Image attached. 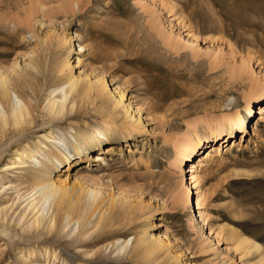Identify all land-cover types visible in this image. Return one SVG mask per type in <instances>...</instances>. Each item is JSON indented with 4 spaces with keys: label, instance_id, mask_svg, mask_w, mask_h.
<instances>
[{
    "label": "rangeland",
    "instance_id": "374dc122",
    "mask_svg": "<svg viewBox=\"0 0 264 264\" xmlns=\"http://www.w3.org/2000/svg\"><path fill=\"white\" fill-rule=\"evenodd\" d=\"M62 2L0 0L1 72L14 87L10 99L23 94L34 105L35 118V127L20 140L0 148V181L12 182L7 190L12 205L8 216L22 200L15 185L23 191L32 177L43 174L32 170L39 167L36 162L34 168L2 172L3 165L15 161L20 145L37 148L39 133L50 126L42 127L48 91L66 87L69 77H77L67 110L76 118L66 115L59 126L51 125L62 131L61 148L69 147L73 161L68 168L65 160L56 164L48 159V164H56L50 176L67 178L66 196L71 201L82 198V185L113 196L114 203L101 218L99 211L89 217L84 229L92 235L84 240L98 237L92 247L70 246L65 235L70 227L57 228L63 243L48 240L59 256L54 261L50 257V263L264 264V118L258 120L254 114L264 95L249 88L263 84L264 0H82L72 12L63 11ZM42 3L46 8L40 10ZM188 31L195 35L193 43ZM69 36L73 39L67 41ZM241 67L244 76L237 78L233 73ZM101 76L107 84L103 92L96 83ZM114 92L123 95L118 104ZM235 107L246 131H234L221 153L195 171L186 170L187 162L180 172L173 160L176 145L192 142L195 131L224 112L236 116ZM138 118L146 132L126 141L116 139L119 133L105 124L119 125L125 119L134 124ZM217 123L213 122L215 129ZM79 132L89 146L87 153H98L93 149L99 141L100 148L112 144L115 153L104 154L109 166L89 161V173L75 174L88 165L80 163L84 155L78 153ZM202 142L208 146L216 138ZM37 159L44 162L40 155ZM183 183L189 188V203ZM70 224L76 231L77 224ZM144 232L167 233V245L154 242L148 245L150 253L134 249ZM12 234H0V264H21L13 241L22 239ZM240 235L260 248L239 247ZM121 240L128 242L117 255L114 246ZM32 242L38 245L35 239ZM75 252L80 259L73 257ZM34 260L48 261L40 256Z\"/></svg>",
    "mask_w": 264,
    "mask_h": 264
},
{
    "label": "bare ground",
    "instance_id": "6f19581e",
    "mask_svg": "<svg viewBox=\"0 0 264 264\" xmlns=\"http://www.w3.org/2000/svg\"><path fill=\"white\" fill-rule=\"evenodd\" d=\"M81 3L82 0H63L61 9L63 11L72 12L73 6H76L78 9V7L81 6ZM38 6L40 10L42 8H46L43 3L39 4ZM233 20L236 23H238L239 21L235 16H233ZM187 34L191 38V43H193L195 41V35L190 31H188ZM71 37L72 36H69L66 40L69 41L73 39ZM78 48L80 50L83 49L80 44H78ZM242 69L243 67H241V69L237 71H234L233 75L237 78H242V76H244V72ZM76 81L77 77H69L68 85L66 87L61 85L51 88L48 91V95L45 99V104L43 105V116L46 118V120L42 124V127L45 125L50 126H47L48 128L46 131L39 133L38 138L42 140H37V148L29 144H26L24 146L20 145L19 148L15 150V154L18 155L16 156L15 161L5 163L2 168V172L10 171L14 168H25L27 166H33L34 168V166L38 163L39 167L32 170H34L35 173L43 174L41 176L37 175L32 177L31 184L23 191L19 188L18 185H15V189L17 194L19 195V199L22 200L20 204L11 211V214L9 216L8 212L10 211L12 205H9L11 199L7 190L10 189L12 182L8 179L7 181H0V234L3 236H10L14 235L12 233H16L15 236L18 237V239H22L13 241L16 251L15 254L21 261V264L36 263V261L34 260L36 256H40L45 260H48L43 264H53V261L56 260V258H58L59 256L55 253V249L52 248V244L50 242L54 241L59 244L63 243L60 241V239L62 238V234L56 232L57 228L62 229L64 227H70L65 234L67 237V243H70V246H76L79 249H82L84 246L92 247L94 244H96V240L98 239V237L91 238L90 240H84L87 236L92 235V231L89 234V229H84V227H86V224L88 225L87 222L89 220V217H91L94 212L99 211L102 212L99 216L101 218L106 211H110V209H112L113 207V196H104L100 191H95L93 189L87 188L84 189L82 185L79 186V189L81 191L79 197L82 198H77L75 201H71L66 196L69 190L67 178L52 179V177L50 176V169L56 167V164H61L62 160H65L66 166L68 168L73 161H71L70 159L71 157L69 153H71V150L69 149V147L66 146V151L61 148V145L63 144V142L61 141L62 131L57 127L53 128L51 125L59 126V121H61V119L66 115L69 118H76L74 114L67 113L69 103L71 102L70 98L68 99V93L74 88V86L76 87ZM262 82V85H257L254 83L250 85V91L252 90V93L254 91V93L264 95V74ZM96 83L99 85L100 91L103 92L107 90V84L102 76L96 80ZM11 89L13 90L14 87L12 86V83L8 78V74L4 73V71L1 72L0 67V148L12 139H15V141L20 140L24 136V134L28 133L32 128L35 127V118L32 116L34 105L21 93L15 94V99L11 100ZM115 95L114 96L117 98L116 104H118L121 102V97L123 95L120 94V92H116ZM248 95L249 93L245 94V96ZM73 107L74 102L70 106V112L73 110ZM238 110L239 109H236V107L233 110L234 113L237 114L234 117L231 116V113L224 112L220 115V117H218V119H212L202 127L203 130L201 129L194 132V139L192 142L184 141L185 143L180 142L176 145L177 150L175 153V158L173 160H175V165L177 168H179L178 170L180 172L182 170V165L184 166L187 162H190V167L186 168V170L195 171L197 167L204 165V163L207 162L214 153H221L223 148L226 147L231 140L230 138H232V133L234 131L236 133H243L244 131H246L245 120L241 115H239ZM136 111L138 113L139 109H136ZM248 113L249 115L251 114L250 109ZM254 114L259 116L258 120H262L264 118V102L257 106V111L254 112ZM223 118H228V123L223 122ZM137 120H139V118ZM216 121L218 122L217 129H215L213 125V122ZM105 124L109 129L113 128L114 130H116L119 133V136L116 139L122 138V141L132 139L135 135H141L146 132V125H144V123L140 120L134 124L128 123L126 119L123 120L119 125L115 124L114 122H105ZM226 125L231 126V128L229 130L226 129ZM78 136L82 143V146H80V150L78 153H83L84 155V157L80 158V163L84 165V163L87 162L88 165H85V169L82 168L77 170L75 174L81 175L84 173H89V170L91 169V162H94V164L92 165H95L96 163L104 164V167L109 166V163L106 159L107 157H105L104 154L115 153V149L114 147H112L111 143H108L106 146L100 148L99 141L97 143L98 148L93 149V151L99 150L98 153L91 154L87 153L89 146H86L85 144V137L82 136L80 132L78 133ZM89 136H91V133ZM205 137H215L216 142L210 143V145L206 146L205 142H202L203 138ZM106 139L109 140L108 137ZM204 146L206 149L200 151ZM38 155L44 158V162H41L37 159ZM50 158H53L56 164H48L46 161ZM89 161L91 162L89 163ZM183 170L185 171V169ZM85 178L86 176L84 177V179ZM71 188H73V186H71ZM182 193L184 195L186 203H189V188L186 183L182 184ZM98 194L100 195L98 196ZM81 202L82 204L79 205V203ZM22 203H24V206H21ZM106 204L107 206L105 209L99 210L101 206H105ZM13 214H16L15 218L12 217ZM73 221L77 224L76 231L70 224ZM55 232L57 234H54ZM84 233L85 235L83 236ZM166 234H148L144 232L142 235H138L133 247L134 249L141 248L142 251L144 250L150 253L152 252V250L151 248L149 249L148 245L153 244L154 242H158L161 246L164 247L167 245ZM240 236L241 237H236L238 242L237 245H239V247L242 246L246 249L252 248L253 250H258V248H260L258 243L250 240L246 236ZM148 237L151 238L149 242L147 241ZM11 238L14 239V236ZM33 239L38 242V245L33 244ZM49 239L51 240L50 242L48 241ZM117 239L118 238H116L114 240V243H112L111 245L115 244ZM127 242L128 241L121 240L114 246V250L118 251H116L117 255H119V252L126 247ZM64 243H66V241ZM131 243L132 241L129 245H131ZM3 244L4 243H2V245ZM4 245H8V243ZM1 253L4 254L5 252L2 251ZM50 257L53 258L52 263H50ZM73 257L76 259H80V255L76 252L73 254ZM262 257L264 258V256ZM81 260L93 261L91 257H82ZM79 264H84V262Z\"/></svg>",
    "mask_w": 264,
    "mask_h": 264
}]
</instances>
